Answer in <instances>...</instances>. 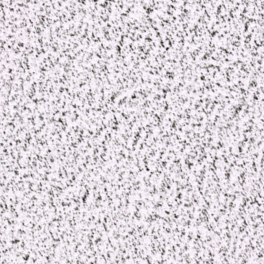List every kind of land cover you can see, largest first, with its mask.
<instances>
[{
    "label": "snow or ice",
    "instance_id": "obj_1",
    "mask_svg": "<svg viewBox=\"0 0 264 264\" xmlns=\"http://www.w3.org/2000/svg\"><path fill=\"white\" fill-rule=\"evenodd\" d=\"M0 264H264V0H0Z\"/></svg>",
    "mask_w": 264,
    "mask_h": 264
}]
</instances>
